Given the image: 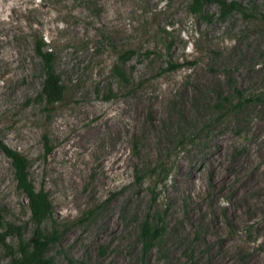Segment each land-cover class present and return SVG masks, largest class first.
<instances>
[{
    "label": "rangeland",
    "instance_id": "1",
    "mask_svg": "<svg viewBox=\"0 0 264 264\" xmlns=\"http://www.w3.org/2000/svg\"><path fill=\"white\" fill-rule=\"evenodd\" d=\"M191 1L0 0V138L52 201L53 264H264V0H237L247 17ZM39 45L65 86L51 113ZM0 205V264H19L35 225L2 151ZM148 215L165 247L144 255Z\"/></svg>",
    "mask_w": 264,
    "mask_h": 264
},
{
    "label": "trees",
    "instance_id": "2",
    "mask_svg": "<svg viewBox=\"0 0 264 264\" xmlns=\"http://www.w3.org/2000/svg\"><path fill=\"white\" fill-rule=\"evenodd\" d=\"M209 4H214L219 11L220 17H227L234 12H240L244 16H250V10L237 0H192L189 4V9L193 13H200L204 7ZM257 10L256 6L252 7ZM264 18V14H262ZM37 52L41 58L43 72L45 74L42 90L39 94L41 101L45 105L48 113H51L56 104L62 102L65 97V86L62 83L60 75L56 71L55 53L51 50H45L40 45ZM123 53L122 56H125ZM170 66H174L170 62ZM116 74L124 81L128 80L125 71L119 66H115ZM240 92V91H239ZM0 151H2L11 161L15 170L18 189L25 194L28 199V208L30 218L34 223V228L30 236L27 249L23 242H20L21 257L19 264H53V257L47 255L49 247L60 240L62 232L53 226L49 230L48 222L53 218L54 208L49 195L44 189H36L34 183L29 178V162L26 156L19 151L7 145L0 138ZM51 148L47 146L46 152L49 153ZM5 208L0 205V229L6 224ZM161 222H152L149 215L142 221L140 225V239L142 241V251L146 255L152 248L165 247V224ZM8 228L20 233L21 226H16L14 223H8ZM0 239L5 240V234L0 233Z\"/></svg>",
    "mask_w": 264,
    "mask_h": 264
},
{
    "label": "bare ground",
    "instance_id": "3",
    "mask_svg": "<svg viewBox=\"0 0 264 264\" xmlns=\"http://www.w3.org/2000/svg\"><path fill=\"white\" fill-rule=\"evenodd\" d=\"M123 119V118H122ZM116 122V121H115ZM113 125V120L112 118L107 115L103 118V120L100 121V124H98L95 128H91L90 130H86V132L84 134H82V138L83 139H95L99 134H101L102 129L104 128H109L110 126ZM95 126V125H94ZM114 129V128H112ZM107 130V129H106ZM116 131V129H115ZM80 134V133H79ZM82 138L81 139H76L74 140V142L76 143H81L82 142ZM85 142V141H84ZM89 142V141H88ZM73 143V142H72ZM71 143V144H72ZM75 145V144H73ZM80 147V146H79ZM72 148V146L70 147ZM121 150V149H120ZM108 153V152H107ZM122 157H123V152L121 153V151H113L110 154V157L108 158V161L106 162L107 166H106V176L118 173L119 170L122 168V166L124 165L122 163ZM122 172V171H121ZM120 173V172H119ZM121 174V173H120ZM114 176V175H113ZM111 177V176H110ZM107 178V177H106ZM113 178V177H112Z\"/></svg>",
    "mask_w": 264,
    "mask_h": 264
}]
</instances>
